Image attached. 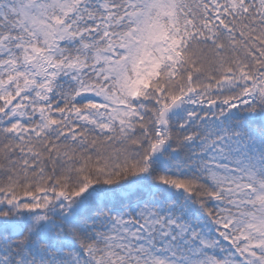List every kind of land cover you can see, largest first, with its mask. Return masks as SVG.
<instances>
[{
	"label": "snow or ice",
	"instance_id": "1",
	"mask_svg": "<svg viewBox=\"0 0 264 264\" xmlns=\"http://www.w3.org/2000/svg\"><path fill=\"white\" fill-rule=\"evenodd\" d=\"M0 264H264V0H0Z\"/></svg>",
	"mask_w": 264,
	"mask_h": 264
}]
</instances>
